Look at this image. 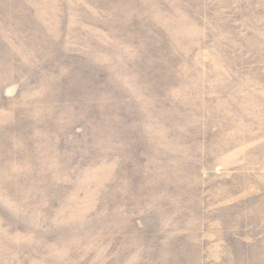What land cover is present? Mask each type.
<instances>
[{
    "label": "rangeland",
    "instance_id": "1",
    "mask_svg": "<svg viewBox=\"0 0 264 264\" xmlns=\"http://www.w3.org/2000/svg\"><path fill=\"white\" fill-rule=\"evenodd\" d=\"M0 264H264V0H0Z\"/></svg>",
    "mask_w": 264,
    "mask_h": 264
}]
</instances>
